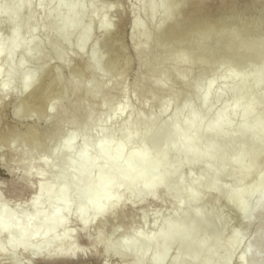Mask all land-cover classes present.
Returning <instances> with one entry per match:
<instances>
[{"label": "bare ground", "instance_id": "1", "mask_svg": "<svg viewBox=\"0 0 264 264\" xmlns=\"http://www.w3.org/2000/svg\"><path fill=\"white\" fill-rule=\"evenodd\" d=\"M62 1L0 0V107L8 96L26 93L31 109H46L50 115L56 111V96L46 92L58 79L57 68H51L52 77L47 74L44 84L34 88L37 70L32 65L49 44L56 47L64 41L70 43V61L83 55L94 29L91 19L69 20L61 27L62 21L81 12L89 0H74L65 7L60 6ZM98 1L90 0V16L96 14ZM206 1L171 0V14L179 9L180 17H168V27L161 26L162 18L158 19L149 30L139 18V10L156 9L161 0H137L132 24V34L138 36L136 60L148 54L153 32L161 50L149 65L154 72L163 58V48L176 35L201 28L206 33L213 29L232 31L246 26L245 19L254 22L264 10L256 7L247 14L249 8L228 7L212 15L203 6ZM188 6L192 11L183 14ZM23 10H27L25 14ZM195 10L201 12L195 14ZM41 24L46 27L44 34L39 29ZM101 27L106 31L104 47L90 55V66L83 63L76 68L75 72L84 71L86 78L80 89L70 84L74 95L58 108L61 119L48 131L45 151L31 159L19 151L32 150L42 138L40 127L0 135V142L19 155L15 167L8 165L20 186L16 195L33 190L27 200L13 199L5 195L0 184L2 260L10 256L11 264L56 262L106 253L119 255L120 264H182L188 258L193 264H203L204 258L198 260L194 252L205 248L208 236H222L224 209L217 202L223 200L226 206L229 202L238 205L231 215L243 227L230 230L234 243L256 223L251 233L253 242L240 251L239 264H264V170L245 189L229 196L226 193L228 181H245L264 164V102L256 106L264 99L260 93L264 60L254 75L232 52L224 65L211 72L203 70L194 78L182 68L185 59L161 74H152L149 80L138 71L133 88L136 92L142 89L144 95L134 108L125 82L111 88L106 81L98 84L105 54L113 56L112 64L123 50L117 45L120 35L114 34L105 16L97 28ZM78 29L81 33L74 41ZM233 43L232 35L226 47ZM91 46L95 48L97 41ZM112 69L109 65L107 72ZM95 84L97 91L89 96ZM108 88L112 92H107ZM180 89L183 96H179ZM161 94L175 96L164 98L154 110L152 106ZM171 107L174 111L166 117ZM124 114L119 127L109 126ZM62 117L74 123L69 131L64 129ZM21 140L24 144L18 143ZM160 195L172 200L175 212L165 215L148 233L149 205ZM136 207L140 210L139 225L122 222L106 227L108 221L126 220ZM71 219L77 228L68 225ZM94 226L95 236L90 238L89 230ZM78 236L85 238L86 245L77 244ZM175 243V257L168 259ZM208 250L210 255L215 251Z\"/></svg>", "mask_w": 264, "mask_h": 264}, {"label": "rangeland", "instance_id": "2", "mask_svg": "<svg viewBox=\"0 0 264 264\" xmlns=\"http://www.w3.org/2000/svg\"><path fill=\"white\" fill-rule=\"evenodd\" d=\"M74 0H63L60 6L65 7L69 5ZM137 0H99L94 7L96 14L89 15L88 9L90 7V0L84 4V8L81 12L74 15L72 18L62 21L59 25L63 27L69 20L77 19H91L92 25L94 27L92 33L89 35L88 43L85 48L83 55L74 57L70 61V43L62 42L54 45L49 44L41 53V56L32 65V67L37 70V80L33 87H41L46 81L47 74L52 77V69L56 67L58 71V79L52 86L47 90V94L56 96V111L53 115H50L46 109H31L29 104L25 101L26 93H22L16 97L8 96L3 100V104L0 107V135L8 136V134L15 130L27 131L30 128L40 127L43 130L42 138L32 146V150L29 153H24L19 150L21 155L25 156L27 159H31L43 153L45 151V142L49 137V130L55 127V122L61 119L58 114V108L62 106L64 101L74 93H72L70 84L73 83L77 89H80L85 78L86 73L84 71L76 73V68L80 67L84 63L85 66H90V55L93 52H100L104 47V39L106 37L105 28H97L101 17L105 16L107 22L111 29L113 28L114 34H119L120 38L117 45H120L122 50V56L117 57L113 61V56L110 54H105L101 64V76L98 84L106 81L108 87H116L121 83L125 82L128 87V100L130 105L134 108H138V100L144 95L142 89L137 92L134 91L133 83L136 77V73L139 71L145 80H149L153 74H161L166 69L174 67L182 59L186 60L183 69L190 73L191 78H194L201 71H213L219 66L224 65L228 59L229 53L232 52L235 57L240 60V62L247 65L249 73L251 75L255 74V71L259 68L264 60V10H261L259 15L255 18L253 22H247L245 19L244 23L246 26L242 28H235L234 30H228L227 32L221 33V29H213L210 33H206L205 29L201 28L193 33H183L181 36L176 35L173 37L171 43L166 44V47L162 51V59L157 62L154 67V72L150 71L149 65L154 60V57L161 50L156 39V33H152L150 40V50L147 55L142 57L140 60H136L134 46L138 42V36H133L132 34V24L134 19L133 9L136 6ZM171 0H161L158 7L153 9V7H143L139 10V18L145 20V25L149 30H153L155 23L158 19L162 18L163 27H168L169 21L168 17L174 16V18L180 17L179 9L174 10V13L170 12ZM204 8L210 12L212 15L220 14L225 8H232L233 10H239L243 8H249L247 14H252L256 7H261L264 9V0H207L204 3ZM193 7H186L185 12L192 11ZM27 10H23V14ZM200 10H195V14H199ZM106 13V15H105ZM194 14V15H195ZM168 15V16H167ZM178 22V21H177ZM251 23V24H250ZM250 24V25H249ZM39 29L42 34L46 33V27L41 24ZM44 32V33H43ZM80 29H78L73 34V39L78 40L80 35ZM235 37V43L231 44L228 48L226 47L228 40L231 36ZM97 41V46L92 48L91 43ZM219 45V50H214ZM73 45H71L72 47ZM213 52V56H209ZM247 53V56H243ZM115 55V53H114ZM112 58V59H111ZM112 65V72H107V67ZM45 79V80H44ZM251 79L252 76H251ZM44 80V81H43ZM172 81V78L170 79ZM43 83V84H42ZM41 84V86H40ZM32 87V88H33ZM97 85H93L89 90V96L93 95L97 91ZM112 92L111 89H107V92ZM51 94H50V93ZM179 96L184 95V91L180 89L178 91ZM260 93L264 94V87L260 88ZM176 94V93H175ZM175 94H161L158 96V100L153 104L152 108L157 110L160 108L161 101L164 98H171ZM264 102L262 98L256 106H260ZM174 108L171 107L166 117L171 116ZM126 114L122 115L118 119L109 123L112 128L119 127L125 120ZM68 120V121H67ZM65 130H70L73 128L74 123H70V118L62 117ZM62 123V124H63ZM24 129V130H23ZM25 140H21L18 143L24 144ZM19 155L12 151L8 145L0 142V184L3 185V191L8 198L15 199L16 197H21L22 200H27L33 195V190L23 191L22 195L17 196L16 192L20 191V186L16 183L18 180L17 175L14 176L9 172V166L15 167L18 163ZM235 169H237L235 167ZM264 164L254 171L245 181L236 182L228 181V191L226 192L228 196L233 193H238L242 189H245L251 184V181L255 179L260 174H263ZM251 179V180H249ZM226 182V181H225ZM16 183V184H15ZM15 186V189L12 188ZM15 190V191H14ZM223 205V206H222ZM217 206L223 207V222L225 225V230L220 236L216 237L208 236L204 241L206 243L205 248L200 249V247L195 250V254L200 258H204L203 264H239L240 251L243 249L245 244L253 242L252 231L256 226V223L252 224L249 231L241 235L238 243H234L230 235V230L234 227H243L239 221L234 219L231 214H234L237 210L238 205L229 202V204L224 205L223 200L217 202ZM149 215H148V225L146 231L148 233L153 232L158 223L167 214L175 212V204L166 195H160L157 202L151 203L149 205ZM140 210L136 207L130 211L129 216L126 220H116L108 221L106 227L108 229L112 228L115 223H126L128 225L136 226L140 224L139 218ZM68 225L71 228H77V222L73 219L69 220ZM95 236V226L89 230V237ZM77 244L80 246L86 245V240L82 236H78L76 240ZM178 243H175L171 248L168 259L175 257L176 250L175 247ZM209 248H213L215 251L213 254H208ZM231 253V255L229 254ZM210 253V252H209ZM228 254L230 255L229 261ZM197 260V261H198ZM122 258L119 255H108L102 253L96 256H89L85 258H75L73 260H59L56 262H47L39 260L37 262H32L26 260V264H120ZM12 259L7 256L2 260L0 257V264H11ZM182 264H193V259L188 258L183 260Z\"/></svg>", "mask_w": 264, "mask_h": 264}]
</instances>
